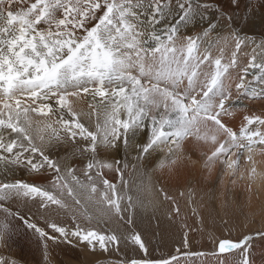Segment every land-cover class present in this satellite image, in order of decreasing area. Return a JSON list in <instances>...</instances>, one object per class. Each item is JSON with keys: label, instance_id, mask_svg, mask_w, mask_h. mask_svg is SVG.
<instances>
[{"label": "snow or ice", "instance_id": "snow-or-ice-1", "mask_svg": "<svg viewBox=\"0 0 264 264\" xmlns=\"http://www.w3.org/2000/svg\"><path fill=\"white\" fill-rule=\"evenodd\" d=\"M260 3L264 7V0ZM232 6L239 8L240 0H232ZM212 7L201 0H176L174 6L173 0H0V171L23 166L37 174L50 173L48 187L0 180V201L23 196L46 211L54 205L70 214L73 224L52 220L40 227L19 213L3 211L45 241L75 238L93 249L98 245L103 251L109 246L118 250L120 237L115 233L82 228L76 221L83 216L89 223L104 222L90 206L99 194L117 218L123 221L128 215L131 224V197L118 195L117 186L103 178V169L115 168L126 185L124 170L134 165L97 160L98 151L120 144L126 151L135 149L138 162L162 150L168 155L157 167L170 168L184 158V143L191 138L211 144L210 152L203 154L209 171L219 162L234 179L242 178V166L252 164L249 180H264L255 167V157L264 155V116L246 115L238 128L225 119L241 93L264 99V59H257V49L264 55V41L257 45L232 33L203 47L216 27L208 17ZM225 19L232 24V16ZM204 20L208 28L202 34L181 36V28ZM229 38L234 47L226 52ZM249 43L255 45L250 53L245 51ZM234 72L236 81L230 86ZM85 95L95 103L87 104V111L74 107ZM94 114L93 130L84 121ZM141 134L146 140L137 143ZM59 146H69V156L87 154L84 167L54 158L52 151ZM158 190L165 202L176 203L163 187ZM173 211L179 215L178 206ZM7 231L6 224L0 225V243ZM257 237L264 240V231L239 241L220 239L212 255L239 250L238 264H249L248 249ZM126 239L147 257L139 233ZM174 262L180 264L176 256L129 264Z\"/></svg>", "mask_w": 264, "mask_h": 264}, {"label": "rangeland", "instance_id": "rangeland-1", "mask_svg": "<svg viewBox=\"0 0 264 264\" xmlns=\"http://www.w3.org/2000/svg\"><path fill=\"white\" fill-rule=\"evenodd\" d=\"M175 2L176 0H173V6ZM201 2L213 6L209 10L208 17L216 26L215 31H211L209 37L203 41V47L205 42L207 44L209 41H216L218 36L221 38L230 37L232 33H239L241 37L247 36L249 40H255L257 45L264 41V7L261 6L260 0H240L239 8L232 6V0H201ZM216 9H219V12ZM225 15L233 17L231 25L225 19ZM171 22L170 19L169 23ZM156 27L158 31H161V26ZM206 28H208V20L199 23L194 22L186 28H181L180 34L182 37L186 35L197 36L202 34ZM230 45L234 47V44ZM254 47L255 45L249 43L245 51L250 53ZM260 51L257 49L258 60L264 59V55H261ZM230 85L232 86V82H230ZM243 96L242 93L239 95V102ZM233 98H237L234 89ZM84 99L86 100H83L85 105L95 103V101L89 102L92 99L91 97L88 99L86 95ZM252 100L256 105L261 101L262 104L264 102V99ZM238 105L239 103L234 104L233 106H236L234 109L240 108V105ZM82 108L87 111V106ZM245 108H251V110L257 112L250 105H246L244 108L241 107V109ZM257 108L259 110L255 115L264 116V109L261 106ZM243 112L244 115L248 111ZM84 122L86 124L90 123V121ZM238 127L236 126V128ZM141 135L143 136V134ZM107 150L113 154L122 153L120 155L122 160L116 165L122 166V162L123 164L134 165V167L129 168V170L131 169L130 172L124 170L126 185L122 184L119 178L120 174L115 169H109L107 174L103 172V178L108 179L117 186L118 195L122 192L125 196L131 197L134 211L131 224L127 223L128 215H125L122 221L114 214L101 224H98L95 220L89 223L83 216L78 217L76 222L82 228L115 233L120 237L118 250L109 246L108 251H103L98 245L93 249L91 246H86L83 241L77 242L75 238L71 242L62 238L56 241L43 240L33 230L28 229L16 216L7 215L3 209L7 208L12 213H19L31 222L38 223L40 227H45L46 223L52 220L71 227L73 224L71 215L65 214L63 210H57L54 205L46 211L39 208L36 201L32 199L23 196H12L7 200L0 201V225L6 224L8 227L7 235L3 243H0V260L5 261L6 264H129L134 259L149 258L158 261L176 256L180 264H238V261L241 260L239 250L219 257L212 255L216 251V242L220 239L239 241L246 235H255L264 231V203L256 204L255 207L249 204L248 197H227L225 199L226 197H217L210 192L202 197L201 195L195 197L193 193L186 192L185 188H183L184 193H180L181 188H179V197H174L176 203L174 205L169 204L161 198L158 190L161 186L154 178L151 167H149V170L146 169V165L137 160L134 161L132 157L128 162L127 160L124 162L129 154L126 155L119 148ZM70 151L69 146H65V148L59 146L52 151V155L57 159L63 158L61 159L62 164L70 167H73V164L77 161L79 162L77 169H82L88 159L87 154L84 156H69ZM97 160L99 159L97 158ZM216 164L220 168V163ZM203 168L205 169L204 166ZM16 170L22 172V178L15 177L8 180V182L22 180L42 187L49 186L50 173L37 174L25 169L23 166L15 167L10 171ZM10 171L8 172L11 173ZM217 172H219V169ZM39 175L40 177L43 175L42 179ZM201 176L205 177L204 174ZM205 181H208V179H205ZM97 182L99 183V178H97ZM156 184L158 185L156 186ZM67 202L72 203L71 200ZM177 206L179 207V215L173 211ZM122 207H124L123 203ZM45 230L51 232L50 229L45 228ZM133 232L140 234L148 250L147 257L138 245L126 239ZM185 235L187 236V244L184 242ZM185 253H204V255H185ZM2 254L5 255L2 256ZM248 259L249 264H264V240L257 237L252 241L251 247L248 249Z\"/></svg>", "mask_w": 264, "mask_h": 264}, {"label": "bare ground", "instance_id": "bare-ground-1", "mask_svg": "<svg viewBox=\"0 0 264 264\" xmlns=\"http://www.w3.org/2000/svg\"><path fill=\"white\" fill-rule=\"evenodd\" d=\"M161 31H162V27H161ZM230 44L233 45V41L231 38L228 39L227 45L225 46L226 52L230 51L233 48ZM206 46H207V44L205 42L204 47H206ZM213 52H214V54L216 53V45L215 44L213 46ZM235 81H236V73L234 72L233 76H232V81H231L232 85H234ZM254 86L259 88V85H254ZM233 89L235 90L234 87H233ZM89 97L90 96H88V99H89ZM243 98L240 99V102H239L240 108L234 109L236 106H232L230 108L231 115L228 117H225L226 121L234 128H236V126H240V124L243 121L244 116L255 115L259 110L257 107L261 106V108L264 109V102L262 104L261 100H257L259 102L261 101L258 104L259 105L258 106L255 104V102L253 103L252 99H249L248 97H245V96H243ZM233 99H235V98H233ZM83 100L86 101L87 97H86V100L81 99L78 102H75L74 107H76L78 109H81L83 106L86 107L87 105H85V102H83ZM91 101L92 100H90L89 102H91ZM243 105H245V106H243ZM246 105H250V107H253L257 112H255L254 110H251V108L241 109V107L244 108V107H246ZM245 110H247L248 112H245V114L243 115V113H244L243 111H245ZM258 115H260V114H258ZM100 118L103 119L102 113L100 114ZM95 120H96V115L94 114L90 123H87L86 125L90 129L94 130ZM143 136L140 135L138 137L137 141H139V143L145 142L146 136L145 135H143ZM63 147L65 148V146H63ZM211 147L212 146L209 143L196 142L193 139L189 138L184 143V158L182 157L181 159H178L177 162L174 165H172L170 168L164 167L161 169V168L157 167L159 162L162 160H165L167 155H168L166 152H164L162 150H157L156 152H154L152 154L151 158L146 162H142V164L146 165L145 168L148 170H149V167L152 168L151 169L152 174L155 176L154 178H156L158 184L160 183L159 185L161 187H164V189L169 190L167 192L169 194H172L171 195L172 197H179V195H178L179 188H181L180 193H184L183 188H185L186 192L193 193L195 197H199L200 195L202 197L204 194L210 192V193H213V195L217 196V197H226L225 199H227V197H248L249 198V204L254 205L255 207H256V204H263L264 203V180L257 179L256 182H251L249 180L248 169H251L253 167L252 164H247L245 166H242V168L240 170V176L242 178H235V179H234V177L230 171H224L222 169L221 164H220V168L217 166V164H215V166L210 171L206 168L205 169L203 168V166H204L203 154L209 153L211 150ZM119 150L120 151L122 150L126 155L129 154V157L128 158L126 157L124 159V162H126V160L128 162L131 159V157L134 161L137 160L135 149H133L131 151H126L125 149H123V146L121 145V146H119ZM121 154L122 153H114L113 154L112 152H109L108 150H100V151H98L97 158L103 162L113 163L114 165H116V163L118 164L119 161L122 160V157L120 156ZM221 159H223V158H221ZM76 160H78V159H76ZM78 163L79 162L76 161L73 164V167L77 168ZM122 165H123V162H122ZM255 167L257 169L258 174H264V155H257L255 157ZM113 169H115V168H113ZM218 169H219V172H217ZM11 170H13V169H11ZM108 171H109L108 168L103 169V172L105 174H107ZM130 171H131V169L130 170H129V168L126 169V172H130ZM10 172L12 174L8 172V174L6 176H4L5 172L0 171V180L8 181V180H12L15 177H17V178L21 177L22 178V172L20 170L10 171ZM203 174L205 177L201 176ZM39 177H40V175H39ZM205 179H208V181H205ZM33 181H34V179H33ZM158 184H156V186ZM207 195H209V194H207ZM182 196H183V194H182ZM182 196H180V197H182ZM188 197H189V195H188ZM4 255L5 254H2V256H4Z\"/></svg>", "mask_w": 264, "mask_h": 264}, {"label": "clouds", "instance_id": "clouds-1", "mask_svg": "<svg viewBox=\"0 0 264 264\" xmlns=\"http://www.w3.org/2000/svg\"><path fill=\"white\" fill-rule=\"evenodd\" d=\"M90 206L94 213L99 214V217L101 219H110L113 214L112 210L104 205L103 200H101L99 196L95 197L94 201L91 203Z\"/></svg>", "mask_w": 264, "mask_h": 264}]
</instances>
